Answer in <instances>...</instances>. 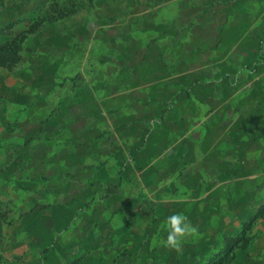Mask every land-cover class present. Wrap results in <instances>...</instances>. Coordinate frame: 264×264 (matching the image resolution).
<instances>
[{
    "label": "rangeland",
    "instance_id": "374dc122",
    "mask_svg": "<svg viewBox=\"0 0 264 264\" xmlns=\"http://www.w3.org/2000/svg\"><path fill=\"white\" fill-rule=\"evenodd\" d=\"M219 259L264 264V0H0V264Z\"/></svg>",
    "mask_w": 264,
    "mask_h": 264
},
{
    "label": "clouds",
    "instance_id": "9594fccd",
    "mask_svg": "<svg viewBox=\"0 0 264 264\" xmlns=\"http://www.w3.org/2000/svg\"><path fill=\"white\" fill-rule=\"evenodd\" d=\"M161 229L166 232V236L163 240L154 237L153 245L162 244L172 250L179 251L186 239L199 237L198 228L193 226L182 213L167 216L162 222Z\"/></svg>",
    "mask_w": 264,
    "mask_h": 264
},
{
    "label": "trees",
    "instance_id": "16d2710c",
    "mask_svg": "<svg viewBox=\"0 0 264 264\" xmlns=\"http://www.w3.org/2000/svg\"><path fill=\"white\" fill-rule=\"evenodd\" d=\"M241 239V235L240 236H229L226 238V248H227V251L232 249V247L234 245H236L239 240ZM221 261V259L219 260H210L206 263H203V264H219V262Z\"/></svg>",
    "mask_w": 264,
    "mask_h": 264
}]
</instances>
